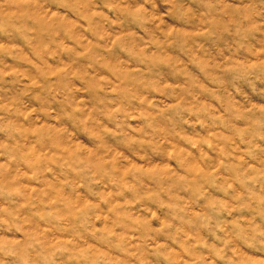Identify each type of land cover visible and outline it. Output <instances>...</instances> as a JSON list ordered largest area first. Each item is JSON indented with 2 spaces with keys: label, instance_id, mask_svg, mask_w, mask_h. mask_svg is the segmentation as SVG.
I'll list each match as a JSON object with an SVG mask.
<instances>
[{
  "label": "clouds",
  "instance_id": "9594fccd",
  "mask_svg": "<svg viewBox=\"0 0 264 264\" xmlns=\"http://www.w3.org/2000/svg\"><path fill=\"white\" fill-rule=\"evenodd\" d=\"M0 264H264V0H0Z\"/></svg>",
  "mask_w": 264,
  "mask_h": 264
}]
</instances>
